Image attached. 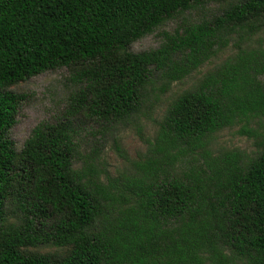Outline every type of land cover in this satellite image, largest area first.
Returning a JSON list of instances; mask_svg holds the SVG:
<instances>
[{
  "label": "trees",
  "instance_id": "obj_1",
  "mask_svg": "<svg viewBox=\"0 0 264 264\" xmlns=\"http://www.w3.org/2000/svg\"><path fill=\"white\" fill-rule=\"evenodd\" d=\"M205 1L0 0V264H264V136L254 156L209 147L264 117V47L238 49L171 101L127 173L100 167L96 145L82 151L94 126L103 138L137 112L147 86L167 92L264 17V0H244L129 51ZM61 67L75 85L67 107L16 151L25 95L7 88Z\"/></svg>",
  "mask_w": 264,
  "mask_h": 264
},
{
  "label": "rangeland",
  "instance_id": "obj_2",
  "mask_svg": "<svg viewBox=\"0 0 264 264\" xmlns=\"http://www.w3.org/2000/svg\"><path fill=\"white\" fill-rule=\"evenodd\" d=\"M244 0H207L189 10H185L166 19L151 33L133 41L128 49L139 52L156 48L162 41V32H173L182 23L210 19L221 14L234 4ZM252 29L244 26L242 30L229 37L228 44L221 48L215 56L180 81L173 82L170 89L159 94L147 86L144 92V103L141 108L126 119L119 122L109 131L98 132L100 126H94L95 137L86 132L88 151L92 146L99 148V166L104 167L112 177H117L131 170L132 164L143 159L148 140H152L158 129L166 108L178 95L194 87L208 72L213 70L227 58L233 56L238 49L264 47V17L252 19ZM264 80V75L261 77ZM7 89L22 93L25 98L16 113V122L9 130V137L16 151H20L32 128L41 121H53L68 105L69 95L75 90L70 69L61 67L51 69L29 77L9 86ZM251 132H244L242 126ZM264 136V117L244 120L231 127L216 132L210 142V150L218 154L228 150L241 151L246 156H254L260 149L259 143ZM94 138V139H93ZM40 253H60L63 248L38 246L29 248ZM241 264V263H238Z\"/></svg>",
  "mask_w": 264,
  "mask_h": 264
}]
</instances>
